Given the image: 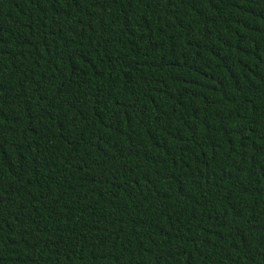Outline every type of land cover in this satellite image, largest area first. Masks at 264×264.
<instances>
[{
  "label": "trees",
  "instance_id": "obj_1",
  "mask_svg": "<svg viewBox=\"0 0 264 264\" xmlns=\"http://www.w3.org/2000/svg\"><path fill=\"white\" fill-rule=\"evenodd\" d=\"M0 264H264V0H0Z\"/></svg>",
  "mask_w": 264,
  "mask_h": 264
}]
</instances>
